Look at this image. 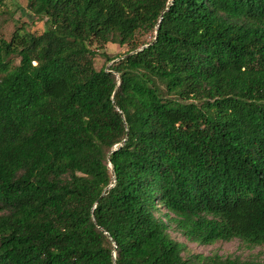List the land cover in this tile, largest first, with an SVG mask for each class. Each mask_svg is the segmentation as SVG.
Returning <instances> with one entry per match:
<instances>
[{
    "label": "trees",
    "instance_id": "obj_1",
    "mask_svg": "<svg viewBox=\"0 0 264 264\" xmlns=\"http://www.w3.org/2000/svg\"><path fill=\"white\" fill-rule=\"evenodd\" d=\"M27 7L47 28L0 36V264H264L171 234L264 245V0Z\"/></svg>",
    "mask_w": 264,
    "mask_h": 264
},
{
    "label": "rangeland",
    "instance_id": "obj_2",
    "mask_svg": "<svg viewBox=\"0 0 264 264\" xmlns=\"http://www.w3.org/2000/svg\"><path fill=\"white\" fill-rule=\"evenodd\" d=\"M27 6L28 0H4L0 4V36L10 39L13 31L21 25L34 32H42L47 28L45 24L46 19L34 16L29 12ZM128 50L129 46L109 43L101 52H104L109 57H114L121 56ZM95 63L98 69L103 65L108 67L112 64V62L107 63L105 56L102 54L97 55ZM171 234L178 241L185 243L191 254H203L205 256L218 254L224 257L238 256L241 259H256L264 262V245L250 246L238 238L230 241H217L209 245H201L188 241L176 230H171Z\"/></svg>",
    "mask_w": 264,
    "mask_h": 264
},
{
    "label": "water",
    "instance_id": "obj_3",
    "mask_svg": "<svg viewBox=\"0 0 264 264\" xmlns=\"http://www.w3.org/2000/svg\"><path fill=\"white\" fill-rule=\"evenodd\" d=\"M145 47V46H144ZM144 47H142L141 49H143ZM114 258H115V253H114Z\"/></svg>",
    "mask_w": 264,
    "mask_h": 264
}]
</instances>
